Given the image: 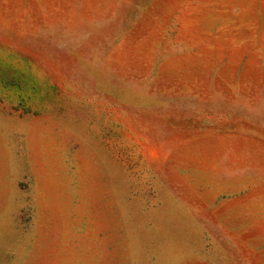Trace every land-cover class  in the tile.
Here are the masks:
<instances>
[{"label": "rangeland", "instance_id": "obj_1", "mask_svg": "<svg viewBox=\"0 0 264 264\" xmlns=\"http://www.w3.org/2000/svg\"><path fill=\"white\" fill-rule=\"evenodd\" d=\"M0 264H264V0H0Z\"/></svg>", "mask_w": 264, "mask_h": 264}]
</instances>
